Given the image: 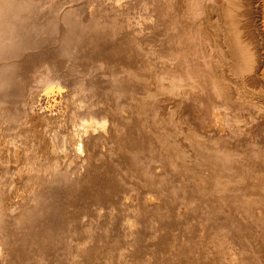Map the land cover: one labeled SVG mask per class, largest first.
Instances as JSON below:
<instances>
[{
  "label": "rangeland",
  "instance_id": "rangeland-1",
  "mask_svg": "<svg viewBox=\"0 0 264 264\" xmlns=\"http://www.w3.org/2000/svg\"><path fill=\"white\" fill-rule=\"evenodd\" d=\"M5 1L9 6L0 10V27L3 38L11 43L0 56V217L14 247L25 249L10 257L8 264H58L65 257H70V264H241L243 254H238L241 260L233 262L234 240L221 237L208 242L214 226L221 221L235 224L240 231L231 233H236L247 252L254 246L251 232L261 233L262 229L255 220L229 211L228 198L220 199L223 190L211 186L217 179L226 180L227 189L239 191L259 181L251 171L256 161L261 162V154L251 159L250 152L237 156L242 152L233 149L219 159V163H240L239 174L246 179L232 184L231 170L210 174L212 165L200 159L205 152L188 163L172 146L179 136L193 149V124L185 110L189 105L193 109V0ZM203 16L207 18V9ZM227 39L230 41V35ZM115 52L118 56L109 58ZM124 53L127 57L119 63L123 66L110 68ZM231 53L234 57L229 53L232 58L227 60L238 67L241 54L238 50ZM160 71L169 77L156 86L175 102L163 118L173 125L166 132V142L156 137L161 128H155L153 122L159 114L156 101L161 96L142 101L140 91L113 90L117 82L107 77L122 81L136 78L138 83L149 85L150 75ZM100 73L106 75L107 83H91ZM259 102L262 112L264 99ZM112 105L116 106L113 111ZM121 106L130 109L120 114ZM140 108H148L147 113L138 111ZM106 115L113 128L104 138L105 153L92 139L86 143L90 161L85 164L81 163L82 152L74 155L69 151L60 156L61 161L55 152H49L54 147H68L69 137L80 127L71 125L72 119L80 123L92 117L99 122L107 119ZM133 137L138 139L132 142ZM230 139L237 144L241 136ZM146 146L148 151L143 152ZM175 153L178 183L193 184V190L199 188L198 199L187 205L181 198L164 193V199L153 201L163 208L149 206L139 193L165 183L148 172L152 166L149 160L168 161ZM166 168L170 169V164ZM73 171L80 174L79 180L71 177ZM158 172L163 173V169ZM230 195L233 202L234 194ZM97 205L104 207L108 215L82 221L73 218L74 213L90 211ZM44 220L68 228L54 230L43 240L42 234L49 226ZM127 222L139 226L136 245L123 231ZM59 232L70 236L68 242L58 243L40 258L41 249L48 247L49 239ZM75 235L86 240L74 250L71 237Z\"/></svg>",
  "mask_w": 264,
  "mask_h": 264
},
{
  "label": "bare ground",
  "instance_id": "bare-ground-1",
  "mask_svg": "<svg viewBox=\"0 0 264 264\" xmlns=\"http://www.w3.org/2000/svg\"><path fill=\"white\" fill-rule=\"evenodd\" d=\"M205 2H207V4H205ZM5 6L8 7L9 5L7 6V2L4 0L2 3H0V10L6 8ZM206 9L207 18L203 16ZM227 35H230V41L227 39ZM143 41L144 40L141 42ZM237 50L241 54V63L238 65V67L235 66L236 62L235 64L234 61L233 63H229L227 60V57H234L231 52H237ZM229 53L233 56L231 57L228 55ZM115 54H111L109 58L113 59L114 56L117 57L118 53L115 52ZM126 57L127 56H125V53L120 54L119 60L115 63H112V65H109V67H122L123 65L119 63ZM124 65L128 68L132 67L130 64ZM101 67H104V65L102 64ZM95 77V80H91V83H98L101 85L107 83L106 75L100 73ZM107 77L109 78L110 82L111 79L117 82V85H115L117 87H112L113 90L114 88H122L140 91V99L142 101L146 102V99L149 97L157 98V96H161V98H157L159 100L156 101L159 108V114L155 115L153 122L155 128H161V130L158 129L160 134H157L156 137L159 136V139H161L163 142H166L168 140V135L166 132L169 127L172 128L173 125L164 121L163 118L166 117L165 115L169 114L172 106H175V102L172 100V98H170L169 94H166L163 90L158 89L156 83L160 84L161 82H165L169 77L168 74L162 71L159 73H152L150 75L151 84L149 85L142 83L140 79L139 80L141 83H138V79L136 78H130L126 81H122L121 79H114V76L112 77L107 75ZM53 83H58V81H53ZM43 84L45 85L46 81ZM122 84H124V87H122ZM153 85L156 87L154 88ZM61 86L62 85H60V87ZM261 99H264V0H193V109L190 108V105L185 107L186 114L190 116V121L193 124V149L190 147L189 142H186V139H178L179 136L176 138V141H174L172 146L175 147L176 150L182 152L184 157L181 158H183L184 161L188 163L195 159V155H203L205 152V156H201L200 159H205L210 165H212L210 174L216 175L220 171L231 170L234 174V179L231 181L232 184L243 183L246 179L243 174H239L240 163L235 164L225 160H222L219 163V159L227 155L229 151H233V149L237 150L238 152H242L238 153L237 156H242L244 152H250L251 155L249 158L251 159L260 158L261 154V162L257 163L256 161V166L251 171L252 177L258 178L259 181L251 183L248 185V187L239 191L236 189H227L228 184L224 182L226 180L222 181L217 179L216 181L212 182L211 186L216 189L221 188L223 190L220 199L223 200L226 197L228 198V202L231 204L229 206V211L239 213L242 218L255 220L258 224V227L262 229L261 233L251 232V242L254 243V246L253 250L250 252H247L244 247L240 246V241H237L238 239L236 237V233H231L234 230H239L235 224L229 223L228 221H221L222 223L214 226V230L212 229L213 231L208 242L218 239L220 240L221 237L223 239L234 240L235 243L233 246H235V248H233V252L236 255L233 257V262H238L241 260V255L238 256V254H243L245 257L242 258L241 264H264V168L259 167L264 165V141H260L262 138V140H264V111L261 112L259 106L262 105L259 102ZM127 107L129 106L119 107V113H126ZM97 108L99 109V105H97L96 109ZM113 109H116V106L112 105L110 110L113 111ZM129 109L130 107L128 110ZM138 111L147 113L148 108L147 110L143 108L141 110L140 108ZM70 116H72V114ZM106 117L107 119L102 121L98 119L99 122L94 120L92 117L89 118V120H82L83 122L80 120V123L77 118L76 121L78 122H76L75 119H72L74 123H71V125L73 124L74 126L79 124L80 127L78 126L79 130L77 128L75 133L72 128L73 126L70 125V128H72L71 130L74 133L69 137L70 140L67 141L69 142L67 145L68 147H65V144V146L63 145L65 148L60 150V147H54L52 149L50 148L52 151L50 150L49 152H53V154L55 152V154H57L59 157V161H61L60 156L67 154L69 151L70 153L73 151L74 153H72L74 155L75 153L81 154L82 152L84 158L81 163L85 164L90 161V155L89 152H87L88 148L86 143L88 139H92L94 142L100 143L101 152L105 153L104 147L107 141L104 138H106V135L113 128L112 125L109 126V116L106 115ZM96 124L100 125L98 126ZM94 125L97 127L94 128ZM81 127L82 130L80 131ZM225 127H231V129L227 130ZM48 135L52 137L50 134ZM230 135L232 137H230ZM233 135L241 136V139L237 144L235 141H233L234 139L232 142H229V140H231L230 138H233ZM49 136L46 135V138ZM137 139V137H133L132 142ZM250 139H256V141H246H250ZM10 143L13 144V142ZM18 143L20 142H17V145ZM15 144L16 143H14L13 147ZM142 151H148L147 146L144 148L142 147ZM19 155L16 156L19 157ZM55 159L57 160V158ZM177 159L178 153L172 155V158L168 161L149 160V163L152 166L148 172H150L151 175L153 174L158 177L159 181L165 182L163 185L158 184L157 188L155 187V189L150 188L146 190V192L144 191V193H139L142 200L149 206L163 208L162 205H156L153 201L155 199H164V193H167L168 196L171 195L181 198L187 205H191L193 202L197 201L198 193H200L199 188L193 190V184L190 186L180 185L178 183L180 174L177 173V168L175 167ZM166 164H170V169L166 168ZM16 168L17 166L15 167V170ZM158 169H163V173H159ZM172 171L174 173H172ZM75 173L76 171H73L71 177L77 178V180H79L80 174L77 173L75 175ZM23 177L20 178V181ZM20 181L18 182L19 184ZM153 184L154 183H150L152 187H154ZM181 187L185 188L184 191L181 190ZM12 190L13 189H11V192ZM236 193H238V195H235ZM230 194H234L235 199L233 202H230V200L233 199ZM12 195H10L11 199ZM126 202L127 201L124 203ZM12 208L14 207L12 206ZM103 208L97 205L90 209V211L82 210L81 212L74 213L73 218L82 221L83 219L92 218L94 215H108V211L104 210L105 208ZM201 216L202 215L200 214L199 217ZM198 222L200 223V221ZM43 223H48L49 225L42 234L43 240L52 235L54 230H64V227L67 230L68 228V225H63L62 223L58 224L57 222H49L47 220H44ZM138 228L139 226H137L136 222H127L125 225H123V231L127 237H130L131 243H133V245L137 244L136 239L140 234V230H138ZM65 232H59L55 236H52L53 238L51 240L49 239V246L43 247L38 256L42 258L44 255H47V252L50 250V248H53L58 243H63L65 240L68 242L70 236L67 237ZM71 239L75 245L73 247L74 250L78 249V245L82 241L86 240H82L81 236L76 235L72 236ZM23 251H25L24 247H14L10 232H8L0 217V264H8V259L10 257L17 256ZM53 257H55V255H53ZM69 259L70 257H65L64 259L61 258L58 264H70Z\"/></svg>",
  "mask_w": 264,
  "mask_h": 264
},
{
  "label": "clouds",
  "instance_id": "clouds-1",
  "mask_svg": "<svg viewBox=\"0 0 264 264\" xmlns=\"http://www.w3.org/2000/svg\"><path fill=\"white\" fill-rule=\"evenodd\" d=\"M0 2H2V0H0ZM4 35L3 29L0 27V56H3L6 53L8 46L11 43L7 39L3 38Z\"/></svg>",
  "mask_w": 264,
  "mask_h": 264
}]
</instances>
